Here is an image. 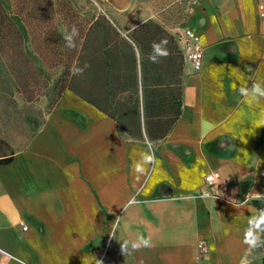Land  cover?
<instances>
[{"label": "crops", "instance_id": "1", "mask_svg": "<svg viewBox=\"0 0 264 264\" xmlns=\"http://www.w3.org/2000/svg\"><path fill=\"white\" fill-rule=\"evenodd\" d=\"M10 16L26 33L8 20L14 99L30 109L24 135L0 141V264H264L243 242L264 209V100L233 87L264 83V0H0ZM150 142L155 162L135 173ZM138 235L152 247L124 255Z\"/></svg>", "mask_w": 264, "mask_h": 264}, {"label": "clouds", "instance_id": "2", "mask_svg": "<svg viewBox=\"0 0 264 264\" xmlns=\"http://www.w3.org/2000/svg\"><path fill=\"white\" fill-rule=\"evenodd\" d=\"M79 36L78 28L73 25L70 31L65 30L62 33V38L65 41V46L68 48H74L76 46V38ZM152 52L149 53V60L152 63H158L160 58L168 56L167 40L162 39L159 42H153ZM90 67L85 64L83 67H77L73 70V75H82L83 72ZM251 71V69H248ZM238 94L245 99L249 106L259 103L264 100V83L259 81L252 82L251 88L247 84H240L239 87L233 85ZM264 126V113L260 114L257 127ZM155 162V150L154 145L150 142L145 152H142L140 159L133 162V171L138 174H143L147 170L148 165H152ZM205 197H210V194L205 192ZM257 199L264 198L260 193H257ZM119 218L113 223V233L115 234V228L118 227ZM264 209L258 210V214L250 216L248 219V227L244 232L243 242L251 250L264 248ZM152 247V241L150 238H146L143 235H138L134 241H123L121 243V251L124 255H130L132 252L139 251L142 248ZM96 264H103L102 261H97ZM247 264V262H246Z\"/></svg>", "mask_w": 264, "mask_h": 264}, {"label": "trees", "instance_id": "3", "mask_svg": "<svg viewBox=\"0 0 264 264\" xmlns=\"http://www.w3.org/2000/svg\"><path fill=\"white\" fill-rule=\"evenodd\" d=\"M2 2H5V0H2ZM8 20L17 24L19 28V38L24 39L26 34L24 26L20 23L16 16L6 17L5 19L1 17V21H4V23L2 22V24H0V103H3L0 105V117H3L4 113H7L9 119L16 123L15 126L10 128V131L17 130L19 131V134L15 135H24L25 130L23 124L29 115L28 109H30V107L27 105L19 106L18 101L14 99L15 89L17 88L19 90L21 87H24V85L23 81L21 82L19 79H15L8 63L9 50L6 47L8 42V32L5 31L8 27ZM38 83L39 82H37V84ZM49 99L50 106L53 103V97H49ZM179 113L180 109L177 110V113L175 114L176 117L179 115ZM261 202L264 205V200Z\"/></svg>", "mask_w": 264, "mask_h": 264}, {"label": "built area", "instance_id": "4", "mask_svg": "<svg viewBox=\"0 0 264 264\" xmlns=\"http://www.w3.org/2000/svg\"><path fill=\"white\" fill-rule=\"evenodd\" d=\"M177 39L183 43L185 57L192 64L194 70H200L204 62V46L199 38L192 30L186 29L177 34ZM215 180L216 176L213 173L206 176V181L209 184L214 183ZM22 225L24 228H26L24 222H22ZM204 243V241L199 243L200 251L203 250L205 245Z\"/></svg>", "mask_w": 264, "mask_h": 264}, {"label": "rangeland", "instance_id": "5", "mask_svg": "<svg viewBox=\"0 0 264 264\" xmlns=\"http://www.w3.org/2000/svg\"><path fill=\"white\" fill-rule=\"evenodd\" d=\"M36 78V76H35ZM33 79V78H32ZM40 85V83H39ZM3 103H0V105H2ZM8 109V108H6ZM6 116V117H5ZM28 117V116H27ZM15 122L11 121V119H9V116L7 113H4L3 117H0V141L1 140H6L8 141L9 139H11L12 137L15 136V134H19V131L17 130H13L10 131L12 128V126H15ZM6 126V128H5ZM19 136H23V135H17V137ZM5 152L9 153L7 151V149L3 146L0 147V155L4 154ZM249 259L251 260H259V259H263L264 260V248H260V249H256V250H252V252L250 253Z\"/></svg>", "mask_w": 264, "mask_h": 264}]
</instances>
